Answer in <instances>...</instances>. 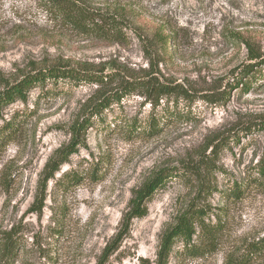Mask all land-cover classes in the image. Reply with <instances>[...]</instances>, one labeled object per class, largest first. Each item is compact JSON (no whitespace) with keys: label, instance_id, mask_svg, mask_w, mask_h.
<instances>
[{"label":"rangeland","instance_id":"1","mask_svg":"<svg viewBox=\"0 0 264 264\" xmlns=\"http://www.w3.org/2000/svg\"><path fill=\"white\" fill-rule=\"evenodd\" d=\"M89 1L126 14L130 27L124 40L79 34L51 19L35 0H0V82L2 77L14 80L35 64H89L138 74L153 65L163 81L197 90L199 97L188 106L181 104L185 116L163 117L152 135L131 130L153 115L152 100L134 93L114 105L49 180L40 213L30 208L44 166L70 142V127L96 87L59 94H44L37 87L26 102L4 107L0 230L18 226L16 264H97L120 231L134 190L164 169L206 156L216 166L208 176L217 187L209 202L224 220L218 248L203 258H185L178 241L169 264H227L251 244L264 245V179L258 172L264 162V130H243L264 114V81L245 91L238 79L239 68L249 62L246 42L264 51V0ZM212 92L218 93L216 98L223 92L228 97L213 102L200 98ZM164 106L162 100L157 111ZM7 121L13 123L3 133ZM218 133L232 136L214 152L211 143ZM236 187L240 191L234 194ZM195 192L194 184L181 176L170 178L153 195L149 213L133 219L107 264H155L163 233ZM248 264H264V248Z\"/></svg>","mask_w":264,"mask_h":264},{"label":"trees","instance_id":"2","mask_svg":"<svg viewBox=\"0 0 264 264\" xmlns=\"http://www.w3.org/2000/svg\"><path fill=\"white\" fill-rule=\"evenodd\" d=\"M35 1L51 19H55L63 26L86 36L107 41H122L127 36L125 30L130 27L126 20V14L122 11L105 9L92 4L89 0ZM135 34L143 40L140 33L136 31ZM159 40L164 41L165 39L160 37ZM246 44L249 62L242 64L238 74L239 82L245 91L250 90L260 80L264 81V51L254 48L250 42H246ZM83 86L96 87V89L84 105L81 118H78L70 127L72 136L70 142L60 147L45 164L30 212H42L46 204L49 180L54 178L61 165L67 163L70 156L78 151V147L85 144L87 130L93 127L96 121H104L106 112L114 105H120L124 98L137 93L152 100L153 115L145 124L141 123L138 126L135 123L131 129L138 130L142 134L152 135L160 130L163 117H168L170 113L179 117L185 116L186 113L179 110L182 107L181 104L185 103L184 105L188 106L199 97L197 90L187 89L180 83L163 81L153 70V65L138 74L128 68L112 67L108 69L89 64L80 66L61 62L35 64L22 70L14 80L2 77L0 82V88H2L0 89V117L7 105L19 100L26 102L34 88L43 89L44 94L51 92L59 94L65 89ZM217 94L212 92L199 95L200 98L208 102L228 97L226 92L220 93L222 95L216 98ZM162 100L165 101L166 106L160 112L157 111V106L162 104ZM170 103H173L172 110ZM12 123L7 121L2 128L3 133L9 132ZM256 128L264 130V114L257 121L245 124L243 130L251 132ZM231 136L224 133L216 134L211 143L215 148L214 152L222 150L227 143L226 140ZM210 158L211 156L201 157L197 162H183L181 168L164 169L134 190L129 202V210L122 219L120 231L105 246L97 264H107L111 255L120 247L133 219L146 216L149 213L148 204L153 195L163 188L170 178L176 176H181L184 182L194 184L196 192L187 207L177 216L175 223L163 233L155 264H169L171 253L178 241H181L183 245L180 255L185 258H203L208 254L215 253L223 231L224 220L214 213L209 202V198L217 191L216 185H213L212 180L208 177L214 171L213 168H216ZM258 172L263 180L264 162L260 163ZM263 182L264 180L260 184L264 186ZM238 188L240 189V187L234 188V194L240 191ZM212 215L217 216L218 219L214 221L211 218ZM18 234L16 225L8 231L0 230V264H16L20 253ZM263 248L262 242L251 244L243 254L230 258L227 264H248L252 255Z\"/></svg>","mask_w":264,"mask_h":264}]
</instances>
